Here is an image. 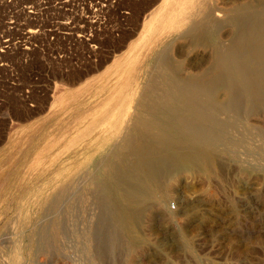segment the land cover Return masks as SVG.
Segmentation results:
<instances>
[{"label":"rangeland","instance_id":"rangeland-1","mask_svg":"<svg viewBox=\"0 0 264 264\" xmlns=\"http://www.w3.org/2000/svg\"><path fill=\"white\" fill-rule=\"evenodd\" d=\"M6 1L0 2V41L8 39L0 43V264H264L261 109L228 126L221 143L228 148L218 145L213 164L163 183L162 201L149 200L137 219V244L121 230L114 249L99 254L89 233L99 202L96 165L132 134L136 102L158 52L166 46L182 70L204 67L210 47L187 33L202 15L197 8L230 13L249 0L170 3L175 13L181 6L197 11L179 27L159 24L143 46L137 43L144 19L164 0ZM225 18H219L222 38L233 28ZM52 81L61 96L56 109L24 116V105L40 100L37 90Z\"/></svg>","mask_w":264,"mask_h":264},{"label":"bare ground","instance_id":"bare-ground-1","mask_svg":"<svg viewBox=\"0 0 264 264\" xmlns=\"http://www.w3.org/2000/svg\"><path fill=\"white\" fill-rule=\"evenodd\" d=\"M4 1L6 0H0V2ZM179 1L181 0H164L160 8L144 19L143 29L137 44L139 46L146 44L159 24L177 22L172 27H179L189 14L199 10L202 15L199 19L190 20L187 33L190 32L192 40L204 39L206 41L204 43L210 47L209 55L201 57L203 59L201 64H207L204 67L197 65L194 69L182 70L179 64L181 61L175 63L176 59L174 58L173 61L170 58L171 54H168L166 46H163L158 52L157 64L154 63L157 66L154 69L155 73H152L153 75L143 85L139 102H136L135 112H137V115L133 114V117L136 115L137 123L134 122L135 118H132L134 121H131L135 123V126L132 127V134L122 137L118 141L119 143L115 144L118 149L109 152L110 154L105 155L107 157L103 158L102 163L96 165V179L99 186L97 200L99 202L95 201L97 202L96 217L93 221L94 226L89 229V233L95 239V249L98 253L105 249L108 251V248L114 249L115 245L120 242L121 230L127 233L130 242L136 243V238L139 236L134 235L137 219L144 214L143 211L149 200L155 199V203L162 201L158 192L163 183L182 171L195 170L196 167L202 170L204 166L213 164L217 155L214 152L225 139V133L229 131L227 130L228 126L230 127L241 116L256 111V109L264 111V0L254 2L247 0L248 2L244 1L243 4L238 2L240 4L236 6V3V7H231L234 9L230 10V13L223 12L221 8V10L215 11H210L209 8L201 10L197 8L196 10L194 6L188 10H186L187 6H181L180 10L175 13L177 10L174 11L171 4ZM197 1L204 2V0ZM169 10H171L170 13ZM223 17H226V22L228 21L233 26L228 37L224 38L218 36V30L223 22L219 18ZM36 30L37 28H30L28 31L34 32ZM7 40L3 39L1 41L5 42ZM195 42L197 43V41ZM192 43L194 44V42ZM5 44L7 43L5 42ZM122 95L124 96V94ZM235 123L234 125H237ZM238 123L240 124V122ZM235 129L237 133L238 127ZM230 132L232 133L231 130ZM124 134H127V132ZM115 145L114 147H116ZM225 148L228 147L223 149ZM234 151H237L236 148ZM246 162L250 163L249 161ZM90 194L92 195V193ZM89 204H91V201ZM64 227L62 226V229ZM125 240L123 243H125ZM122 246L124 247V245ZM79 255H81V252Z\"/></svg>","mask_w":264,"mask_h":264},{"label":"crops","instance_id":"crops-1","mask_svg":"<svg viewBox=\"0 0 264 264\" xmlns=\"http://www.w3.org/2000/svg\"><path fill=\"white\" fill-rule=\"evenodd\" d=\"M64 69L65 71H68L72 69V67L67 68V69L65 67ZM53 87H54V81H52V83H50L49 85L47 84L43 88L42 87L39 88L37 92L39 93L40 100L28 101L27 104L24 105L25 106L23 109L24 116H26V114L28 116H33V113H35L36 110H39V109L43 110V108L44 110H46V113L47 112L52 113L54 109H56V105L59 104V100L61 97L59 93L53 92ZM70 91H71V86L66 88V91L64 92L63 95L69 94ZM31 95H33V93Z\"/></svg>","mask_w":264,"mask_h":264},{"label":"built area","instance_id":"built-area-1","mask_svg":"<svg viewBox=\"0 0 264 264\" xmlns=\"http://www.w3.org/2000/svg\"><path fill=\"white\" fill-rule=\"evenodd\" d=\"M171 206L174 207L175 205L173 203H171Z\"/></svg>","mask_w":264,"mask_h":264}]
</instances>
